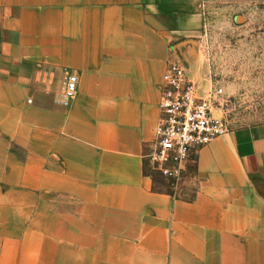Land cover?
Returning a JSON list of instances; mask_svg holds the SVG:
<instances>
[{"label":"crops","instance_id":"0c3cea01","mask_svg":"<svg viewBox=\"0 0 264 264\" xmlns=\"http://www.w3.org/2000/svg\"><path fill=\"white\" fill-rule=\"evenodd\" d=\"M217 1L0 0V232H41L52 201V240L0 238V264H264V123L200 149L193 200L146 172L164 74Z\"/></svg>","mask_w":264,"mask_h":264},{"label":"rangeland","instance_id":"374dc122","mask_svg":"<svg viewBox=\"0 0 264 264\" xmlns=\"http://www.w3.org/2000/svg\"><path fill=\"white\" fill-rule=\"evenodd\" d=\"M193 44V65H182L196 82L200 96L213 97L214 114L224 118L230 130L264 123V0H229L210 4L206 8L202 33ZM192 73L199 79H195ZM219 91L222 93L218 94ZM15 154L21 158L25 156L24 152ZM147 167L155 174L156 191L177 194L186 200L194 199L196 161L190 167L192 176L178 188H173L159 173L152 171L149 163ZM26 190L47 195L49 188L26 187ZM49 202L52 201L41 200L40 209L27 219L29 224L40 223L44 230L38 233L2 231L0 238L32 242L52 240V205H48Z\"/></svg>","mask_w":264,"mask_h":264},{"label":"built area","instance_id":"2783aa9c","mask_svg":"<svg viewBox=\"0 0 264 264\" xmlns=\"http://www.w3.org/2000/svg\"><path fill=\"white\" fill-rule=\"evenodd\" d=\"M78 84L79 76L69 73L58 103L69 106L77 95ZM212 100L213 97L200 96L196 82L182 64L170 63L163 77L155 139L149 143L144 157L152 171L173 188L192 176L190 167L200 149L230 131L228 122L214 114Z\"/></svg>","mask_w":264,"mask_h":264},{"label":"trees","instance_id":"16d2710c","mask_svg":"<svg viewBox=\"0 0 264 264\" xmlns=\"http://www.w3.org/2000/svg\"><path fill=\"white\" fill-rule=\"evenodd\" d=\"M146 172H147L149 175L153 176V178H154V182L156 183L155 174L152 173L148 167L146 168Z\"/></svg>","mask_w":264,"mask_h":264}]
</instances>
